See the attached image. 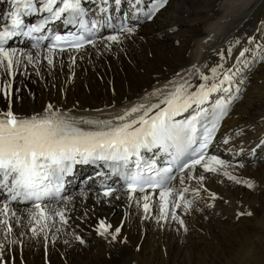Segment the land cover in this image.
Returning a JSON list of instances; mask_svg holds the SVG:
<instances>
[{"label":"bare ground","instance_id":"1","mask_svg":"<svg viewBox=\"0 0 264 264\" xmlns=\"http://www.w3.org/2000/svg\"><path fill=\"white\" fill-rule=\"evenodd\" d=\"M137 2L125 0L121 8L103 5L106 11L101 12L91 5V19L105 21L97 42L80 51L49 53L34 51L25 41L12 43L9 47L17 50L14 60L20 63L14 64L11 74L0 69V85L9 78L0 91V112L11 107L27 118L44 115L52 105L80 127L98 130L104 126L83 121L120 124L124 121L116 117L144 105L127 117L131 121L160 104L178 85L192 93L201 84H219L227 74L231 80L221 87L228 91L210 93L213 102L230 107L209 154L225 164H213L215 173L200 165L186 170L183 184L179 176L170 186L166 220L161 219L159 191L131 194V199L130 193L121 191L103 198L97 191L102 181L98 172L89 167L78 170L65 196L70 199L52 204L64 211L66 224L59 217L50 218L45 221L50 227L37 236L30 231L31 227L39 231V226L30 223L28 206L10 205L15 217L0 216L12 227L9 234L0 225V264H264V73L257 74L264 69V0H170L148 23L140 13L145 0L130 12L133 31L121 32L123 13ZM4 5L0 0V9ZM110 35H117L118 41L105 39ZM28 54L35 57L32 63ZM253 78L258 83L250 88ZM159 110L152 108L149 117ZM257 149L262 156L253 165ZM227 163L251 174H232L240 183L232 182L224 175L233 171ZM200 175L203 181L196 179ZM181 192L184 200L179 199ZM145 194L150 196L148 213L142 207ZM135 198H140L139 204ZM185 200L193 202L190 208ZM177 203L180 207H173ZM173 212L184 227L171 219ZM247 212L252 215H240ZM101 222L111 227L104 231Z\"/></svg>","mask_w":264,"mask_h":264},{"label":"snow or ice","instance_id":"2","mask_svg":"<svg viewBox=\"0 0 264 264\" xmlns=\"http://www.w3.org/2000/svg\"><path fill=\"white\" fill-rule=\"evenodd\" d=\"M37 2L42 5L39 10L51 13L55 20L61 19L62 14L69 13L72 18L65 19V24H73L76 15H85V10L81 6L82 0H13V3L17 5L16 9L9 12L7 17H0V19L10 18V25L0 26V69L9 74L14 64L20 63L19 60H14L17 50L5 47L8 41L19 35L25 27L20 6H23L25 10L24 15H29L37 11ZM115 2L119 4L120 0H115ZM58 3L63 6L54 9L53 5ZM166 4L167 0H157V6L145 12L144 15L151 20ZM101 11H106V9H101ZM79 23L87 36L81 34L75 37V42L71 46L77 50L85 44H95V40L90 37L95 36L93 29L96 27V22H92L91 28L83 20ZM42 27L43 23L32 25L23 34L31 36L34 32H40ZM122 31L132 32L133 29L126 28ZM39 39L43 40L46 37ZM64 39L60 35H55L56 43L49 44L47 51L54 53L56 44ZM105 39L116 42L119 37L110 35ZM32 47L39 49V42L34 43ZM59 51L63 52L65 49L61 48ZM245 51L247 50L241 51L239 56L244 57ZM27 59L29 63H32L35 57L28 54ZM46 59L49 64L53 63L50 57ZM212 71L215 73L216 69ZM203 79L208 80V77L205 76ZM230 80L231 77L225 74L219 84L213 83L210 86L201 84L198 91L192 93L187 91L184 84L178 85L174 92L169 93L160 101V104L166 105L165 107L160 108V104L152 105L137 119L131 121H128L127 117L139 112L145 107L144 105L133 107L124 115L116 117L117 120L124 121L120 124L113 125L110 120L83 121L89 125L104 126L98 130L80 127L73 118L54 109L52 105L47 106L44 115H33L27 118L19 117L11 110V107L6 112H0V194L4 196V199L0 200V216L15 217V210L10 208L13 201L31 202V207L26 211L29 213L30 223L34 222L39 226V231L37 227L30 228L33 235L38 236L44 233L50 227L45 221L50 218L54 220L55 217H59L60 222L66 224L64 211L52 207L51 203L62 190L63 176L71 171L74 164L103 161L127 183L130 199L133 198L131 194L144 193L147 188L160 189L159 198L163 201L161 219L166 220L169 215L168 198L173 194V188L168 186V182L177 177L171 175L173 172L171 166L157 170L156 161H146L143 152L155 154V151H160L169 155L173 162H179L182 157H189L179 164L178 170L181 173L185 170L191 172L197 165H200L206 172H217L213 164L221 166L225 164V161L219 157L210 156L207 158L208 162L202 164L206 158L204 150L208 147L211 135L216 130V123L213 121L211 128L203 125L202 122L209 113L208 109L201 105L209 99L210 93L228 91L221 85ZM3 90V85H0V91ZM152 108L160 110L149 117ZM189 109H192L193 114L187 119H175L182 113L188 112ZM215 110H218L217 119L227 115L226 105L218 100L214 103ZM198 124L204 127L202 139H198ZM261 144H264V141H261ZM224 175L229 179H236L227 172ZM196 179L203 181L205 177L200 175ZM184 181L185 177L181 176L179 183L183 184ZM236 182L240 183L239 180ZM247 186L252 188L253 184L247 182ZM114 191L115 189L109 188L104 191L103 195L112 196ZM187 191V188L183 189V192ZM183 192L179 194L180 200H184ZM46 198H49L50 202L42 203ZM62 199L68 200L70 197ZM142 199L145 201L142 205L143 210L148 213L150 196L145 194ZM139 202L140 198H135V203L139 204ZM184 202L186 208H190L193 203L190 200ZM173 207L178 208L180 205L177 203ZM240 215L250 216L252 213H240ZM171 219L178 220L181 227H184V221L179 219L174 212L171 214ZM0 225L7 229L9 234L12 232L8 219H0ZM109 227L111 226H105L103 222L100 224V228L104 231H107ZM184 230L187 231L186 228ZM119 232L120 228H116L115 233ZM112 238L116 239V235L113 234ZM81 243H83L82 240ZM2 247L0 245V248Z\"/></svg>","mask_w":264,"mask_h":264},{"label":"rangeland","instance_id":"3","mask_svg":"<svg viewBox=\"0 0 264 264\" xmlns=\"http://www.w3.org/2000/svg\"><path fill=\"white\" fill-rule=\"evenodd\" d=\"M256 69L254 68V71H255ZM251 71V70H250ZM256 72V71H255ZM262 74L263 75V73H264V69H262L261 71H258L257 72V74ZM5 74V73H4ZM9 80V78H5V80H4V82H3V85L5 86V85H7L8 84V81ZM258 83V80L257 79H255V78H253V79H251V84H250V88H252L253 87V85L255 84V83ZM19 92V91H18ZM262 105H264V104H262ZM261 104H259L258 106H262ZM258 151H253V154H254V156H252V162H251V164H255V162L259 159L258 157L260 156H262V150L261 149H257ZM254 157V158H253ZM254 159V160H253ZM227 165H228V163H227ZM228 167H229V169H231V170H233L232 172H229V174H231V176H233L234 174H237V176H239V177H242V176H245V175H248V174H251V170H247V169H244L243 167H237V168H233V167H230L229 165L228 166H226V168L228 169ZM228 169V170H229ZM247 172V173H246ZM233 174V175H232ZM229 179V178H228ZM230 181H237V180H233V179H229ZM210 239V238H209ZM176 249H178V246H176L175 247Z\"/></svg>","mask_w":264,"mask_h":264}]
</instances>
